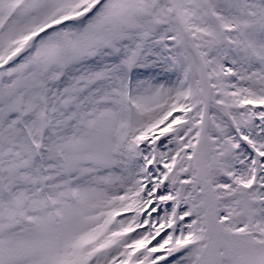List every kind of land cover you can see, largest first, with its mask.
Instances as JSON below:
<instances>
[{"label": "snow or ice", "instance_id": "1", "mask_svg": "<svg viewBox=\"0 0 264 264\" xmlns=\"http://www.w3.org/2000/svg\"><path fill=\"white\" fill-rule=\"evenodd\" d=\"M0 264H264V0H0Z\"/></svg>", "mask_w": 264, "mask_h": 264}]
</instances>
